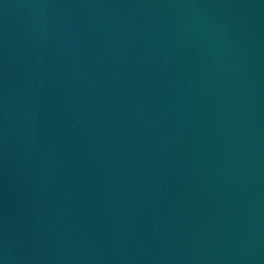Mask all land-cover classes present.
Segmentation results:
<instances>
[{
  "label": "water",
  "instance_id": "water-1",
  "mask_svg": "<svg viewBox=\"0 0 264 264\" xmlns=\"http://www.w3.org/2000/svg\"><path fill=\"white\" fill-rule=\"evenodd\" d=\"M0 264H264V0H0Z\"/></svg>",
  "mask_w": 264,
  "mask_h": 264
}]
</instances>
